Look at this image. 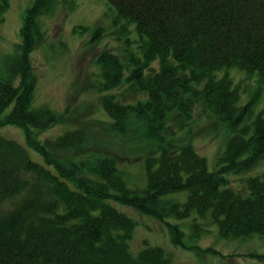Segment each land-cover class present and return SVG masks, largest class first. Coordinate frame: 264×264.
Instances as JSON below:
<instances>
[{
	"label": "trees",
	"instance_id": "obj_1",
	"mask_svg": "<svg viewBox=\"0 0 264 264\" xmlns=\"http://www.w3.org/2000/svg\"><path fill=\"white\" fill-rule=\"evenodd\" d=\"M107 2L117 20L134 25L140 56H128L132 64L125 77L121 60L100 52L95 60L101 77L98 92L127 81L145 98L122 104L102 96L99 104L113 121L110 130L100 125L94 135L83 126L44 141L34 131L46 130L62 117L48 108H31L37 78L29 56L44 37L38 18L50 15L56 0H35L25 11L19 54L8 64V77L0 79V127L22 128L26 146L45 165L32 161L22 145L0 136V264H173L156 246L131 254L127 242L136 221L114 204L159 221L191 213L203 218L209 212L221 238L264 237V175L248 178L245 194L225 187L223 177L224 172L250 170L264 155V116L258 113L245 123L258 94L237 106L229 77H215L220 70L238 68L255 73L264 84V0ZM8 6L9 0H0V15ZM103 32L99 27L93 36ZM153 62H158L157 70ZM197 104L233 132L218 159L219 169L212 172L192 145H177L170 138L191 125ZM129 119L141 123L144 135L160 148L158 156L144 159L146 186L140 190L125 185L112 152L96 150L113 136L131 141ZM74 150L80 151L77 156H100L79 161L62 157ZM183 191V203L161 199ZM167 226L172 243L182 245L180 228Z\"/></svg>",
	"mask_w": 264,
	"mask_h": 264
},
{
	"label": "rangeland",
	"instance_id": "obj_2",
	"mask_svg": "<svg viewBox=\"0 0 264 264\" xmlns=\"http://www.w3.org/2000/svg\"><path fill=\"white\" fill-rule=\"evenodd\" d=\"M34 1L9 0L8 8L0 15V79L8 77V64L19 54L20 27L26 9ZM116 17L114 8L107 0H56L55 10L50 15L38 18L44 37L29 56L37 78L31 108H48L62 117L52 127L34 131L38 140L55 139L83 126L88 129V133L94 135L100 125L110 130L113 121L99 104L102 96H112L122 104H132L145 98L144 95L137 94L127 81L111 91L98 92L101 77L95 60L100 52L115 54L125 67V77L131 70L128 65L132 64L129 63L128 56H140L139 38L134 25L126 24ZM99 27L104 32L94 37L95 30ZM152 68L157 70L158 62H153ZM224 75L229 77L231 88L238 94L237 106H244L258 94L251 119L245 123L252 121L258 113L264 116V84H259L257 75L247 74L238 68L223 69L215 73L216 78ZM201 109L197 104L191 125L184 130L175 131L174 137L170 138L177 145H192L205 158L207 170L212 172L219 169L218 159L222 155L226 139L233 132L226 122L208 109L204 112ZM9 110L10 107L3 115ZM172 120L177 121V118ZM126 127L132 130L131 141L113 136L98 143L96 150L101 153L112 152L118 159L117 168L123 172L125 185L131 190H140L146 186L144 159L158 156L160 148L144 135V126L137 120L129 119ZM0 136L22 145L32 161L45 165L43 158L26 146L22 128L0 127ZM77 151L80 154L79 150L65 151L62 157H73L75 161H79L85 156L92 160L100 156L95 152L77 156ZM262 175L264 155L248 171L223 173L228 182L225 187L241 194L247 191L245 181L248 178ZM186 196L187 193L183 191L164 195L161 199L183 203ZM114 207L136 221L132 238L127 242L133 255L143 247L156 246L164 251L173 264H264V260L254 256H264V237L251 235L241 239L221 238L217 224L209 212L203 218L191 213L184 219L171 217L159 221L130 207L119 204H114ZM167 225H177L180 228L182 245L172 243Z\"/></svg>",
	"mask_w": 264,
	"mask_h": 264
}]
</instances>
